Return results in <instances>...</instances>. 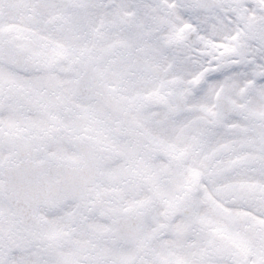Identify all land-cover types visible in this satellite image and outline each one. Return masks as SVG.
I'll return each instance as SVG.
<instances>
[{
  "label": "snow or ice",
  "instance_id": "obj_1",
  "mask_svg": "<svg viewBox=\"0 0 264 264\" xmlns=\"http://www.w3.org/2000/svg\"><path fill=\"white\" fill-rule=\"evenodd\" d=\"M0 264H264V0H0Z\"/></svg>",
  "mask_w": 264,
  "mask_h": 264
}]
</instances>
